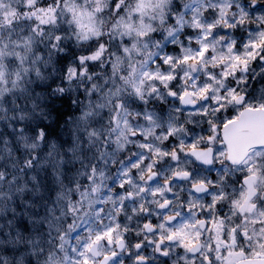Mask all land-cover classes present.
<instances>
[{
    "label": "clouds",
    "instance_id": "9594fccd",
    "mask_svg": "<svg viewBox=\"0 0 264 264\" xmlns=\"http://www.w3.org/2000/svg\"><path fill=\"white\" fill-rule=\"evenodd\" d=\"M0 264H264V0H0Z\"/></svg>",
    "mask_w": 264,
    "mask_h": 264
},
{
    "label": "snow or ice",
    "instance_id": "6c2138e0",
    "mask_svg": "<svg viewBox=\"0 0 264 264\" xmlns=\"http://www.w3.org/2000/svg\"><path fill=\"white\" fill-rule=\"evenodd\" d=\"M237 59H239V57H237ZM108 235H111V232H109ZM173 235H175V233Z\"/></svg>",
    "mask_w": 264,
    "mask_h": 264
}]
</instances>
